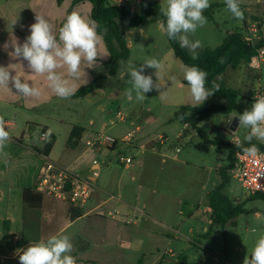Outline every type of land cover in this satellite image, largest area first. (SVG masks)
<instances>
[{
    "label": "rangeland",
    "instance_id": "obj_1",
    "mask_svg": "<svg viewBox=\"0 0 264 264\" xmlns=\"http://www.w3.org/2000/svg\"><path fill=\"white\" fill-rule=\"evenodd\" d=\"M148 2L162 7L165 0ZM210 5L204 12V15H210L206 16L207 23L191 37L202 44L197 49V56L204 49L220 46L230 32L245 29L246 34L252 23L264 27V0H240L244 13L242 21L234 19L226 10L224 0H210ZM0 6H4L3 0H0ZM159 21L163 19L152 16L135 28L119 21L131 50L130 58L121 63L117 76L101 82V89L85 102L93 104L97 120L106 121L108 131L104 133L107 135H111L109 129L114 126L123 133L133 132L135 140L144 131L137 130L138 125L155 121L149 130H155L156 139L160 136L167 139L160 155H156V161L150 166L147 161L149 149L122 152L135 159L130 165L132 168L125 170L118 160L119 151L111 152L107 161H111V167L117 171L116 177H122V182L119 191L110 189L108 193H100L101 200L111 202L109 208H103L107 210V219L96 222L93 220L99 219L94 216L68 226L71 221L69 202L50 195L52 199L46 197L42 211H28L20 201L21 188L32 186L49 162L61 161L68 127L56 122L51 124L57 138L52 158L31 155L24 145L11 140L5 149L9 154L7 161L0 157V264H19L18 250L26 248L30 242L61 232L70 237L71 255L83 264H243L244 258L251 254L255 240L264 233V220L256 218L257 213L264 214V201L251 197L237 180L230 177L226 194L243 212L225 226L216 224L209 194L221 183L220 169L228 165L230 148L207 143L194 128L174 117L185 105L207 107L226 102L209 97L202 105H194L183 79L181 66L184 64L160 30ZM149 57L158 59L163 65L158 80L161 89L146 94L147 99L143 102H129L124 96L125 89L130 87L125 75L128 65L139 66ZM154 73V69H145V74H151L155 81ZM216 83L239 91L241 111L212 115L201 122L199 128L210 141L233 143L238 138L235 142H246L249 130L237 128L232 132L230 127L235 117L231 123L227 120L251 108L255 93L264 86V64L261 70L250 69L246 64L237 69L228 68ZM161 91L167 92L166 98L160 96ZM110 115L117 119L122 115L125 121L116 119V123L110 125ZM19 119L18 126L21 124ZM8 131L12 137L14 133ZM41 134L42 129L38 128L34 140L24 144L43 147ZM103 157L98 155L104 163ZM107 173L103 166L99 181L106 178ZM114 180L111 188L115 185ZM116 202H130L143 212L120 205L119 212L116 210L108 215ZM178 202L186 203L179 205ZM193 214L197 217H192ZM65 218H68L67 222ZM109 224H119L115 225L118 230ZM87 260L90 262L86 263Z\"/></svg>",
    "mask_w": 264,
    "mask_h": 264
},
{
    "label": "clouds",
    "instance_id": "obj_2",
    "mask_svg": "<svg viewBox=\"0 0 264 264\" xmlns=\"http://www.w3.org/2000/svg\"><path fill=\"white\" fill-rule=\"evenodd\" d=\"M224 4L234 19L244 20L240 0H224ZM210 6V0H165L160 9L165 18L159 21L160 30L168 39L178 42L181 48L188 49L193 54V59L197 58V49L201 48L202 44L191 37L198 28L207 23L204 12ZM99 28L97 21L76 11L68 14L58 29L45 16L35 15V22L29 26L30 34L24 42L21 44L14 38L10 45L6 43L4 47L12 48L9 55L13 59L27 62V72L24 70L26 73L44 77L46 88L50 89L52 94L59 99L68 100L76 95L81 86L78 82L86 78L84 69L94 67L100 59L99 46L103 36L98 31ZM181 67L194 105H202L220 90L216 81H212L211 88L207 87L208 73L198 66ZM162 68V63L151 57L146 58L139 66L129 63L125 75L130 87L124 91L125 98L129 102H143L147 99L146 94L154 89L159 91L161 87L158 80ZM145 69L155 70V81L151 74H145ZM13 89L16 95L24 98H39L42 95L41 88L33 86L21 75L10 70V65L0 66V90ZM160 96L166 98L167 92L161 91ZM234 117L238 118V128L249 130L245 137L249 146L242 147L243 153L251 157L257 156L259 148L251 142L255 139L264 143V96L254 98L250 109L233 115L227 120L228 123H231ZM45 135L50 136L51 133ZM11 139L6 121L0 116V157L5 161L9 156L5 149ZM256 218L264 220V214L257 213ZM72 251L70 237L61 232L30 242L26 248L18 250L17 255L19 264H77L76 258L71 255ZM243 264H264V233L255 240L251 254L244 258Z\"/></svg>",
    "mask_w": 264,
    "mask_h": 264
},
{
    "label": "crops",
    "instance_id": "obj_3",
    "mask_svg": "<svg viewBox=\"0 0 264 264\" xmlns=\"http://www.w3.org/2000/svg\"><path fill=\"white\" fill-rule=\"evenodd\" d=\"M3 1L4 6H0V66L7 67L10 65V70L15 71L18 75H21L24 79L32 83L33 86L39 87L42 90V95L39 98L21 97L15 94L14 89L13 91L0 90V116L4 117L7 129L14 133V135H12L11 137V140H13L15 143H18L19 145H24L27 153L31 155L52 158L56 148L57 138L54 147L48 157L42 153L45 141H42L41 138L40 141L43 142V147H38L36 144L26 145L24 144V142H32L38 128H47V133L50 132L56 137L51 124L53 122H56L60 125L66 124V127H68V133L66 135V148L60 156L61 161L55 163L70 167L79 176L94 179L96 184L92 196L84 209L85 214L74 221H72L71 219L68 226L87 218L92 219L94 216L99 219L93 220L96 222L107 219L105 218L107 210H103V208H106L107 206L109 208L111 202H108L109 200H101L100 193H108L110 189L119 191V189H121L120 185L122 182V177H116L117 171L111 167L112 163L111 161H107V158L113 151L125 152L133 151L136 149L140 152L144 149H149L150 151H148L149 154L147 157V161L151 166V164L156 161V155H160V152L164 146H161L159 144V139L161 138V136L156 139V136H154L155 130H149V127L152 126V123H154L155 121L150 120L144 125H138L136 129L144 131L142 132V135L140 137L136 138L132 142L119 143L117 146L112 148H110L109 144L97 143L100 134L108 131L107 123L106 121L97 120L94 116L92 106L93 104L87 103L85 101H87V99H89L92 95H94L101 89V82L107 81L111 77H106L105 79L101 80L99 83V88L86 97L78 99L72 97L68 100L59 99L54 94H52L50 89L46 88V81L44 80V77L32 76L29 73H26L27 62L13 59L9 55V53L12 51V48L9 46L6 49L4 47L6 43L10 45L11 40L14 38L21 44L24 42L25 38L30 34L29 26L35 22V15L45 16L58 29L62 24L64 18L73 11L80 13L86 18L92 19V5L89 2L74 5L72 0H65L61 5L57 4V0H25L24 2L26 6H24V2L19 0ZM25 15L26 17L24 18L23 16ZM99 56L100 59L94 67L84 69L86 78L78 82L81 85L79 88L90 84L96 77L104 76L107 74L104 64L109 60V53L107 51L104 40L99 46ZM18 63H20L22 66ZM102 111L106 110L102 109ZM7 117H11L12 119H8ZM17 119L21 121L20 126H18L17 124ZM116 119L117 118L110 115L108 123L110 125H114V123H116ZM75 127H81L84 130L83 134L79 139L76 140V142H74V138L71 137V132ZM113 127L109 129L111 130V135L119 140H122L123 137L127 133H129H123L120 128ZM236 139L233 143H235ZM99 154H102L104 156V163L98 159ZM94 161H97V164H94ZM162 162L166 163V160L163 159ZM181 163L182 165L188 164L187 162ZM103 166L108 172V175L106 178L99 181V174ZM122 167L125 170H130L132 168V166L123 165ZM42 176V174L39 175L38 179L33 182L32 186L23 187L20 190V201L25 205V209H28V211H42L44 209L46 199L51 198L50 195L40 187ZM113 178L115 179V185L113 186V188H111L110 186L111 182H113ZM28 188L35 189L38 193L42 194V208H30L24 203L23 190ZM182 203L186 202H178L179 205ZM120 205L133 208L138 212H143V210L133 206L130 202H116L113 206H111L113 212L110 211L108 215H111V213H114L116 210L119 212ZM192 217L196 218L197 215L193 214ZM64 220L67 222L68 218H65ZM109 225L119 226V224ZM117 226L115 227L117 228ZM77 262L78 264H83L82 260H78ZM88 262H90V260L86 261V263Z\"/></svg>",
    "mask_w": 264,
    "mask_h": 264
},
{
    "label": "trees",
    "instance_id": "obj_4",
    "mask_svg": "<svg viewBox=\"0 0 264 264\" xmlns=\"http://www.w3.org/2000/svg\"><path fill=\"white\" fill-rule=\"evenodd\" d=\"M63 1L65 0H57V4L61 5ZM144 1L145 5L143 8L136 15L131 16L126 8L113 6L109 0H72L74 5L84 2H89L92 5V19L100 25L98 31L103 36L109 53V60L104 64L107 74L98 76L90 84L79 88L73 98H83L96 91L100 86L101 80L106 77L117 76L121 69V63L130 58L131 50L125 34L120 28L119 21L125 22L130 27L135 28L152 16H159L163 20L165 19L160 13L161 7L158 4L148 2V0ZM205 16L210 15L206 14ZM244 32L245 29L244 31L236 30L228 33L220 46L214 49L207 48L202 50L195 59L188 53L186 48H181L178 42L168 40L175 55L184 65H196L208 73L207 87L211 88L212 81H216L228 68L237 69L243 64L247 65L251 58L257 54L258 50L264 49V37L257 44L252 45L245 40L246 34ZM210 97L224 100L226 103L207 107L185 105L180 107L174 117L184 125L194 128L207 143L215 146L226 145L230 148L228 165L220 169L221 183L209 194V204L213 211V220L216 224L225 226L234 216L243 212L239 205L234 206L233 201L226 194V188L231 181V171L235 166L237 153L243 152L242 147L249 145L247 141L237 146V144L231 142L208 140L206 134L199 128L201 122L210 119L215 114H230L241 111V106L238 102L240 97L239 91L227 87L225 84L220 85V90ZM213 128H216V126H213ZM42 132L47 133V128H43ZM83 132L84 130L81 127H75L72 130L71 137L74 138V142L81 137ZM55 141L56 137L54 135L47 136L42 151L45 156H49ZM251 143L256 144L261 149L263 148L254 139ZM254 198L264 201V195L262 194L254 195ZM23 201L30 208L40 209L43 204V196L35 189L28 188L23 190ZM68 207L72 221L85 214L84 209L76 208L72 204Z\"/></svg>",
    "mask_w": 264,
    "mask_h": 264
},
{
    "label": "built area",
    "instance_id": "obj_5",
    "mask_svg": "<svg viewBox=\"0 0 264 264\" xmlns=\"http://www.w3.org/2000/svg\"><path fill=\"white\" fill-rule=\"evenodd\" d=\"M110 4L120 8H126L131 16L136 15L145 5L144 0H109ZM264 37V27L260 24L252 23L247 28L245 40L255 45ZM264 64V49L258 50L248 62V67L253 70H261ZM264 96V86L259 87L254 98ZM125 121L124 116L118 118ZM117 119V121H118ZM139 130V129H137ZM47 136L42 132L41 140L45 141ZM134 140L133 132L127 133L122 140H119L105 133L100 134L97 143L109 144L110 148L117 146L119 143L132 142ZM255 140V139H254ZM262 145L259 148V154L255 157L248 156L243 152L236 155L235 166L231 171V177L237 180L242 188L250 195H264V143L256 140ZM167 139L161 137L159 144L164 145ZM235 144L240 145L237 141ZM180 152V149H177ZM119 163L123 166H130L134 162V158L118 153ZM97 164V161L93 162ZM97 175V174H95ZM40 187L49 195L62 201H67L76 208L84 209L88 204L94 188L96 187L94 179L85 178L76 174L70 167L55 162H49L46 165L44 174L41 178Z\"/></svg>",
    "mask_w": 264,
    "mask_h": 264
},
{
    "label": "water",
    "instance_id": "obj_6",
    "mask_svg": "<svg viewBox=\"0 0 264 264\" xmlns=\"http://www.w3.org/2000/svg\"><path fill=\"white\" fill-rule=\"evenodd\" d=\"M238 126H239L238 125V118H235L234 121L231 124L230 130L232 132H235L237 130Z\"/></svg>",
    "mask_w": 264,
    "mask_h": 264
}]
</instances>
